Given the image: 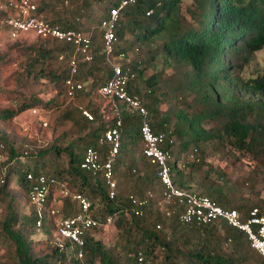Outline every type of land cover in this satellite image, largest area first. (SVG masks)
Listing matches in <instances>:
<instances>
[{
  "label": "trees",
  "instance_id": "obj_1",
  "mask_svg": "<svg viewBox=\"0 0 264 264\" xmlns=\"http://www.w3.org/2000/svg\"><path fill=\"white\" fill-rule=\"evenodd\" d=\"M119 1L37 0L36 16L62 30L91 31L92 62H78L73 76L76 82H89L72 102L67 101L63 85L69 75L71 46L40 38L25 45L29 37L12 41L23 58L8 76L12 88L4 90L0 84V93L14 96L13 106L0 108L1 152L5 161L16 159L0 184L5 202L0 223V236L6 244L4 260L13 264H128L134 260L136 264V254L141 252L143 264H264L246 236L221 221L182 225L174 207L165 216L156 168L142 155L139 117L125 104L115 102L114 108L110 100L97 96V87L110 75L97 26ZM5 2L0 0V25L8 36L4 20L9 10L2 9ZM180 3L135 0L126 6L118 16L112 57L125 54L133 74L127 92L140 99L151 130L167 131L177 141L171 147L172 183L236 211L242 221L252 208L264 215V199L249 203L230 198L227 191L239 190L240 185L226 188L215 184L209 174L212 170L209 166L204 169L203 162L207 156L222 153L264 161V59L260 73L241 77L253 55L264 50V0H192L184 11L187 16L181 14ZM93 5L97 14L91 13ZM147 10H151L148 16ZM156 37L164 38L159 55L162 67L173 70L171 82L162 80L159 71L145 77L143 62L135 58L133 46L147 45ZM60 54H64L62 61L57 60ZM145 54L146 66L154 67V56L149 50ZM4 61L0 56V81ZM162 102L168 104L166 109H161ZM78 107L90 112L93 120L87 121ZM33 108L46 117V128L39 132L52 135L44 145L19 136L11 126L14 117ZM116 117L121 121L119 148L112 163L116 195L109 200L102 177L79 169V162L87 147H94L104 159L108 147H97V138L113 126ZM191 149L199 153V162H186L180 169L179 162H184ZM21 156L24 158L19 160ZM26 173L43 176L54 187L51 192L63 186L86 196L91 203L89 215L100 223L111 217L109 225L86 231L81 259L67 243L63 249L56 246L55 217L45 212L40 227L35 226V211L26 195ZM146 191L153 193V199L140 216L124 211L130 206L128 196L139 197ZM60 200L62 215H72L74 202ZM48 204L49 197L46 208ZM104 227L110 228V236L96 238Z\"/></svg>",
  "mask_w": 264,
  "mask_h": 264
},
{
  "label": "built area",
  "instance_id": "obj_2",
  "mask_svg": "<svg viewBox=\"0 0 264 264\" xmlns=\"http://www.w3.org/2000/svg\"><path fill=\"white\" fill-rule=\"evenodd\" d=\"M135 0H120L117 5L111 6L105 16L100 20L97 28L101 32V46L104 60L110 69L109 77L102 85L97 87L96 94L100 98L110 100L112 106L115 102L125 104L130 110L134 111L140 119L139 137L141 141L142 155L156 168V177L162 186V201L165 206L164 214L169 217L174 209H178L176 219L182 225L192 224L195 226L210 225L216 221L225 223L228 227L242 232L247 239L249 247L253 249L261 258L264 259V215L260 214L257 208L248 211L247 217L242 221L234 210L223 209L215 204L208 197L199 195L195 192L183 191L178 189L171 181L170 164L172 163L171 147L175 144V139L169 132L160 130L154 133L147 118V111L136 95H130L127 92V84L133 78V74L127 67V60L124 53L113 55L115 43V31L119 13L129 5H133ZM66 4V2H65ZM37 0H6L2 9L9 10V16L4 20L5 26L9 29L8 38L12 41L26 39L31 36L42 40L52 39L63 42L71 46L67 66L69 75L64 80V90L68 102H72L75 94L81 91L88 82L80 83L73 80L76 74L78 62L91 63L93 59L91 47V31L82 32L78 30H62L56 25H52L44 19L36 16ZM151 14L147 10L145 15ZM64 54L57 58L62 61ZM117 60L118 63L113 61ZM82 116L87 121H92L93 117L85 108L78 107ZM28 118H24L20 126H25L23 131L28 128L37 126L33 135L27 133V139H39L38 130L46 128V121L38 117V109H29ZM23 112V113H25ZM22 113V114H23ZM21 115V114H20ZM19 115V116H20ZM19 116L15 117L18 118ZM28 125V126H26ZM121 121L116 117L113 126L104 130L97 138L96 145L108 147L104 159L94 147H87L83 150L79 169L92 175H100L104 180L107 189V198L112 200L116 195V183L112 171V163L118 152L120 143L119 129ZM0 145V184L6 169L11 166L14 160L5 161L1 152ZM25 156V153H23ZM24 156L19 157L22 160ZM198 163L199 153L196 149H191L185 154L184 162H179L178 167L184 168L185 163ZM26 181L29 183L27 190V200L33 207L36 215L35 226L40 227L43 214L55 217L54 224L56 227L55 244L58 248L63 249L65 243L70 248L75 249L77 259L82 258L81 248L84 246V235L86 231L107 226L111 223V217H105L104 222L100 223L97 219L89 215L91 203L89 199L81 193H72L67 188L60 186L51 192L54 188L47 183L43 176L33 177L31 173H26ZM49 197V204L45 207ZM61 198H69L75 204V212L70 216H63L61 207ZM153 199V193L146 191L142 196H128L129 208L125 212L140 216L143 208L149 205ZM98 205L95 204V207ZM174 207V209H168ZM159 229L157 225L155 227ZM136 264H143L141 252L136 254Z\"/></svg>",
  "mask_w": 264,
  "mask_h": 264
},
{
  "label": "rangeland",
  "instance_id": "obj_3",
  "mask_svg": "<svg viewBox=\"0 0 264 264\" xmlns=\"http://www.w3.org/2000/svg\"><path fill=\"white\" fill-rule=\"evenodd\" d=\"M191 3L192 0H181L180 11L182 15L187 16L184 11L187 6L191 5ZM91 10L92 14L98 13V8H96L95 5H93ZM125 38L129 40L130 36L126 35ZM163 40L164 38L156 37L153 38L149 43H146L147 45L142 46L135 44L133 46V51L134 53H136L135 58L137 59V61L139 60L143 62L141 64V67L143 69V75L145 77H148L152 73L159 71L160 78L162 80H169V82H171L173 70L172 68L162 67V61L160 60L161 57L159 55L160 46ZM31 42H34V38L29 36L28 43L25 45H28ZM18 48L19 47H15V42H12V40L8 38L4 29L0 25V56H2V59L5 60V65L3 66V70L1 71L0 84L5 87L4 90H9L10 88H12V85L10 84V82H8V76H10L13 71L18 69V63L22 61L23 54ZM148 50L150 51V55L154 56V59L151 63L154 67L146 66L145 62L143 61V59L147 58L148 56L145 54ZM263 59L264 50L256 52L253 55L251 61L243 68L241 77L243 79H248L260 73ZM113 61L115 63H118V61H115L114 58ZM41 98L46 99L45 96H42ZM13 99L14 96L12 93H0V108L7 105H14ZM160 107L161 109H166L168 107V104L162 102ZM28 116V112H25L18 118H16V121L15 117L11 120L12 129L19 136L26 137L27 133L33 135L34 132H36V124L28 128L26 132H24L23 129L27 127L20 126L22 120L24 118H28ZM37 116L41 117L43 121H46V117L41 112H39ZM37 135L39 136V139L36 140V143L39 145L48 143L52 138V135H50L48 131H44V133L41 134L38 130ZM175 142H177L176 139ZM175 155L176 154H174L173 156L174 159L176 158ZM203 162H205L204 169L209 166L210 170H212L209 174H211V177L214 180L215 184L225 186L226 188H229L231 185H234L236 183H238V186L240 185V187H238L239 190H233L232 188V190L227 191L230 198L246 200V202L248 201L249 203H254L257 199H264V161L262 162L261 159H254L249 155L237 156L235 158L222 153L219 155L216 154L213 156H207L205 157ZM4 204V199L0 196V223L5 216ZM110 231V228L104 227L101 232L96 234L95 237L106 239L108 236H110ZM5 249L6 244L2 241V238L0 236V264H13L11 261L4 260L5 258H3V255H5ZM133 263L134 260H130L128 262V264Z\"/></svg>",
  "mask_w": 264,
  "mask_h": 264
}]
</instances>
